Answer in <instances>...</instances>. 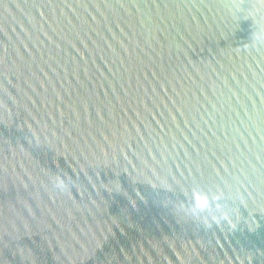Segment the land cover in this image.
<instances>
[{
	"label": "water",
	"instance_id": "water-1",
	"mask_svg": "<svg viewBox=\"0 0 264 264\" xmlns=\"http://www.w3.org/2000/svg\"><path fill=\"white\" fill-rule=\"evenodd\" d=\"M0 264H264V0H0Z\"/></svg>",
	"mask_w": 264,
	"mask_h": 264
}]
</instances>
